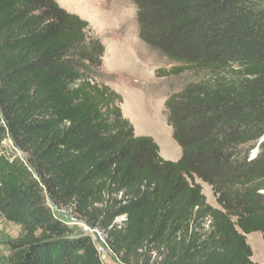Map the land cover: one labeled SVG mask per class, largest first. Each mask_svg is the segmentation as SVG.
Masks as SVG:
<instances>
[{
	"label": "trees",
	"instance_id": "trees-1",
	"mask_svg": "<svg viewBox=\"0 0 264 264\" xmlns=\"http://www.w3.org/2000/svg\"><path fill=\"white\" fill-rule=\"evenodd\" d=\"M133 1L140 38L171 64L158 76L187 80L165 101L177 161L100 80L88 21L56 0H0V145L14 147L0 151V218L23 229L9 264H103L54 208L105 231L124 264H260L247 235L264 240V0Z\"/></svg>",
	"mask_w": 264,
	"mask_h": 264
},
{
	"label": "rangeland",
	"instance_id": "rangeland-1",
	"mask_svg": "<svg viewBox=\"0 0 264 264\" xmlns=\"http://www.w3.org/2000/svg\"><path fill=\"white\" fill-rule=\"evenodd\" d=\"M69 12L78 14L89 22L92 31L100 37L106 51L103 57L100 80L122 95L124 116L133 124L139 136L152 137L159 145L160 155L166 160L177 161L182 149L173 135L167 121L165 101L170 94V85L179 87L187 82L183 77H159L160 69L171 67L167 58L159 55L139 36L137 9L133 0H56ZM13 141L6 137L0 151L13 150ZM21 154L20 152H18ZM22 156V154H21ZM208 202L218 203L210 185L199 178ZM54 212L66 220L76 232L84 231L83 221L67 219L71 211L63 208ZM22 226L0 218V264H9L10 242L20 238ZM94 245H100L97 235L91 237ZM247 242L253 250V260L264 264V240L260 233L247 235ZM115 253V252H114ZM106 256L112 264L117 263L116 253ZM119 258V257H118Z\"/></svg>",
	"mask_w": 264,
	"mask_h": 264
},
{
	"label": "built area",
	"instance_id": "built-area-1",
	"mask_svg": "<svg viewBox=\"0 0 264 264\" xmlns=\"http://www.w3.org/2000/svg\"><path fill=\"white\" fill-rule=\"evenodd\" d=\"M125 216H120L117 217L116 222H120V220L124 219ZM81 226L83 227L84 231L83 233L93 237V235H97V238L101 240L100 245H96V248L98 250V253L100 255V258L102 260L103 264H112V262L106 258V256H103V253H105V255L108 252L114 253V250L112 249V247L110 246L108 239H107V233L103 230H101L100 228L97 227H92L90 225H88L87 223H82ZM115 254V253H114ZM155 254V253H153ZM117 263L118 264H124L120 261V259L117 257Z\"/></svg>",
	"mask_w": 264,
	"mask_h": 264
}]
</instances>
